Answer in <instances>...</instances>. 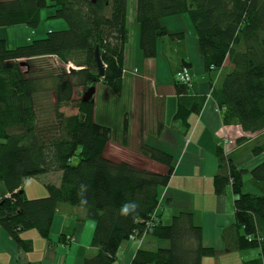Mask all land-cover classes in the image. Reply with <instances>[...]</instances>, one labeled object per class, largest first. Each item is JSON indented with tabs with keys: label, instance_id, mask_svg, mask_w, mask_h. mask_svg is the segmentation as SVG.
Masks as SVG:
<instances>
[{
	"label": "trees",
	"instance_id": "trees-1",
	"mask_svg": "<svg viewBox=\"0 0 264 264\" xmlns=\"http://www.w3.org/2000/svg\"><path fill=\"white\" fill-rule=\"evenodd\" d=\"M46 6L54 7L50 16L64 19L68 28L48 30L45 37L14 48L0 38V182L9 191L0 199L1 228L28 252L32 240L22 239L21 233L37 229L46 238L56 210L67 203L83 210L82 219L95 222L91 245L96 252L83 264H111L121 242L142 234L165 239L167 246L139 248L130 264H200L215 250L201 243L192 212L179 211L171 224L163 225L154 211L173 171L172 156L140 145L147 158L165 166L161 173L106 158L110 129L93 119V101L74 97L77 87L84 92L97 82L120 92L129 34L127 0H0V26L37 27ZM135 9L144 59L156 56L157 40L183 36L163 27L161 18L181 13L190 18L205 70H221L217 82L210 81L223 124H239L253 138L252 154L264 152V0H136ZM96 49L105 64L103 77L97 73ZM49 57L78 67L42 75L33 60ZM184 64L178 70L189 71ZM174 83L178 105L173 119L187 129L188 116L201 110L206 95L188 93L191 79L190 84L177 78ZM257 136L262 140L254 141ZM223 150L220 146L215 152L220 169L213 176L214 192L221 195L230 185L236 226L244 231L240 241L260 246L262 257L251 264H264V194L242 187L247 171L264 181V159L246 170L234 164L232 150ZM54 171L61 174L59 184L46 183L44 197H26L22 185L27 178Z\"/></svg>",
	"mask_w": 264,
	"mask_h": 264
},
{
	"label": "crops",
	"instance_id": "crops-1",
	"mask_svg": "<svg viewBox=\"0 0 264 264\" xmlns=\"http://www.w3.org/2000/svg\"><path fill=\"white\" fill-rule=\"evenodd\" d=\"M135 6L136 0H130V22L126 15L129 34L124 47L122 88L116 93L108 86L114 96L122 98L125 95L127 104L116 107V115L107 110L100 122L119 118L115 122L121 136L113 138L112 129L106 123L110 133L103 154L112 161H125L161 173L166 170L165 166L147 158L141 152L140 145L145 143L168 152L174 166L169 181L160 189L159 203L154 209L160 222L163 225L171 224L173 216L179 211H190L192 222L201 228V243L215 250V254L202 257L200 264H251L252 260L261 258L263 253L260 246L250 247L240 241L244 231L236 226L234 195L230 185L221 195L214 192L213 176L220 169L215 152L220 146H223L224 152L232 150L234 164L246 170L263 160L264 152L257 156L252 154L248 146L253 138L250 133L243 132L239 124H223L222 110L211 95L212 83L217 82L221 70H212L210 73L205 70L190 18L185 13L161 18L163 27L170 32H182L183 36L174 41L167 37L157 40L156 56L144 59ZM184 63L188 64L191 72L188 93L206 95L201 110L198 113L191 112L188 116L187 129L173 119L178 105L174 80L176 71ZM96 90L95 84L93 102ZM95 117L96 114L93 119L98 121ZM224 139L239 141L236 142L237 146L222 145ZM56 174L54 181L37 183L43 195L47 194L46 183L59 184L61 174L59 171ZM245 176L251 187L245 192L264 194V181L255 180L248 171ZM8 194L7 187L0 182V199ZM53 217L46 238L37 229L21 233L22 239L32 240V248L28 252L21 251L16 241L0 226V264H83L84 257L96 252V248L91 245L95 222L90 218L82 219L83 210L62 204ZM167 243L165 239L148 235L142 239H126L121 242L117 259L111 264H130L139 248L154 250L167 246Z\"/></svg>",
	"mask_w": 264,
	"mask_h": 264
},
{
	"label": "rangeland",
	"instance_id": "rangeland-1",
	"mask_svg": "<svg viewBox=\"0 0 264 264\" xmlns=\"http://www.w3.org/2000/svg\"><path fill=\"white\" fill-rule=\"evenodd\" d=\"M130 1V0H129ZM129 1H128V13H127V19L128 22H130L129 18L131 15L130 14V9H129ZM53 9L54 7H50V6H46L44 8H42L40 10V22L38 23L37 27H31L29 25H25V24H15V25H7V26H0V38L5 39L6 41V45L10 48H14L17 45H21V44H25L27 42H29L32 39H37V37H45L46 36V32L49 30V28L51 30H58V29H66L68 28V23H66V21L62 18H54L51 17L50 14L53 13ZM129 24V23H128ZM25 61V60H23ZM24 64V63H22ZM227 64V63H226ZM33 66L36 67V71H41L42 75H46L49 74V72L53 71V72H58L60 71V68L62 67H66L65 69L68 71V69L70 70L71 68H77L78 66H75L72 62L63 65L61 62L57 61L55 59V57H49L46 59H38L37 61L33 60ZM64 69V70H65ZM95 86V84H94ZM97 86V90H96V94H95V101H94V114H96V119H98V122H102L101 118L103 117L102 115L105 114L107 112V110H110L111 113L113 115H116L117 109L116 107H121L122 104L125 106V103L127 104V97L125 95L121 97L118 96H114L113 91L106 86L105 84H102L101 82H97L96 83ZM83 95V87H77L74 93V97L78 99V97H82ZM127 108V107H126ZM62 109H64L67 113L68 112H73L74 109L67 108V107H62ZM122 110V109H121ZM102 116V117H101ZM117 118L113 117V121H108L106 122L107 125L110 127V129H112L111 131L113 132L112 135L114 136L113 138H116L117 136H121L118 134V128L116 127L117 122L116 121ZM119 120V118L117 119ZM106 123H103L104 125ZM118 127L120 128V130L122 129L119 125ZM153 136V135H151ZM156 137V136H153ZM261 139L262 140V136H257V138H254V141H261L258 140ZM2 141V139L0 138V142ZM232 143L230 145L233 146L234 143V139L231 140ZM264 141V139L262 140ZM250 148H252L253 143L249 142ZM249 147V146H248ZM78 161V156L74 155V157H72L71 163H77ZM249 169V168H248ZM56 173H46L45 175H41V176H32L30 178H27L23 185H24V191L26 189V196L33 198V197H40V196H44L40 191V186H38L37 183H41L44 180H48V181H54L56 178ZM244 177V183H243V191H248V189H250V183L247 182L246 180V176L245 174L243 175ZM44 191V190H43ZM64 205H68L71 206L69 204H64ZM73 207V206H72ZM77 208V207H75ZM33 230V229H32Z\"/></svg>",
	"mask_w": 264,
	"mask_h": 264
},
{
	"label": "water",
	"instance_id": "water-1",
	"mask_svg": "<svg viewBox=\"0 0 264 264\" xmlns=\"http://www.w3.org/2000/svg\"><path fill=\"white\" fill-rule=\"evenodd\" d=\"M95 1V0H93ZM95 54H96V65H97V73L98 75H100L101 77H103L104 74V64H102L100 55L98 54V49L95 50ZM95 79L92 80V82ZM95 92V86L94 85H90L88 86V88L84 91L83 96L81 97L82 100L84 101H88L91 100L93 101V93Z\"/></svg>",
	"mask_w": 264,
	"mask_h": 264
},
{
	"label": "built area",
	"instance_id": "built-area-1",
	"mask_svg": "<svg viewBox=\"0 0 264 264\" xmlns=\"http://www.w3.org/2000/svg\"><path fill=\"white\" fill-rule=\"evenodd\" d=\"M176 78H177V80L179 81H182V82H185V83H188V84H190V79H191V73H190V71H188L186 68H182V69H180V70H178L177 71V73H176ZM232 143V141L231 140H229V139H224L223 141H222V145H225V144H231ZM143 234H142V236L140 237V236H137V235H132V237H131V239L132 238H139V239H142L143 238Z\"/></svg>",
	"mask_w": 264,
	"mask_h": 264
},
{
	"label": "clouds",
	"instance_id": "clouds-1",
	"mask_svg": "<svg viewBox=\"0 0 264 264\" xmlns=\"http://www.w3.org/2000/svg\"><path fill=\"white\" fill-rule=\"evenodd\" d=\"M122 213L126 214L127 213V204H125L122 208Z\"/></svg>",
	"mask_w": 264,
	"mask_h": 264
}]
</instances>
